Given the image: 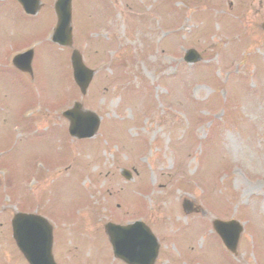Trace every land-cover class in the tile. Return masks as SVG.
Instances as JSON below:
<instances>
[{"label":"rangeland","instance_id":"374dc122","mask_svg":"<svg viewBox=\"0 0 264 264\" xmlns=\"http://www.w3.org/2000/svg\"><path fill=\"white\" fill-rule=\"evenodd\" d=\"M40 1L39 17L28 19L0 0V264H27L13 215L46 210L58 235L71 229L68 254L82 264L99 255L119 264L96 230L146 216L160 237L156 264H264V33L255 29L264 0H72L73 49L96 71L85 96L72 50L50 42L53 0ZM240 4L249 28L234 20ZM181 5L184 33L196 29L161 40ZM180 43L201 61L171 59ZM24 45L36 49L31 83L7 63ZM74 102L100 117L95 139L67 133L61 114ZM184 200L200 212L183 216ZM215 219L243 225L236 257L212 230Z\"/></svg>","mask_w":264,"mask_h":264},{"label":"water","instance_id":"95a60500","mask_svg":"<svg viewBox=\"0 0 264 264\" xmlns=\"http://www.w3.org/2000/svg\"><path fill=\"white\" fill-rule=\"evenodd\" d=\"M19 1L24 5L26 11L29 13H34L38 8L37 0ZM57 10L59 15V25L54 35V41L59 42L62 45H70L71 29L69 27L70 20L67 16L69 11V0H62L58 5ZM196 60L197 57L195 59H188L189 62H195ZM73 68L76 82L84 94L92 79L93 73L83 67L80 56L77 53L73 54ZM27 69L29 70L28 67L24 70ZM65 117H67L71 122V135L80 138L92 137L96 133L99 126L98 119L88 112H83L81 110V106L78 104L75 105L73 110L67 112ZM83 130L89 131L85 135ZM125 174H127V177H129V173L125 172ZM33 219L34 218L24 216H17L15 218L13 226L14 237L17 241V244L30 264H54L50 253V230L49 228H47V230L44 232L39 230L38 224ZM214 226L218 234L225 241L228 249L232 252H235L237 249L239 236L242 231L238 224L234 222L227 224L216 223ZM106 228L108 230L109 236L111 237V242L113 244L115 253L119 256L125 257L127 250L124 247L125 241L124 243H122V241L125 239V234L130 232L132 228H114L110 225ZM135 239L139 241L141 240V236L136 235Z\"/></svg>","mask_w":264,"mask_h":264}]
</instances>
